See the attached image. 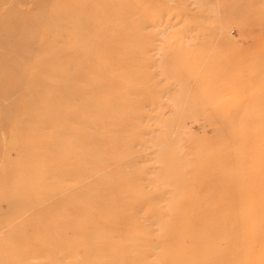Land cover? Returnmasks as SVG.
<instances>
[{"label":"rangeland","instance_id":"1","mask_svg":"<svg viewBox=\"0 0 264 264\" xmlns=\"http://www.w3.org/2000/svg\"><path fill=\"white\" fill-rule=\"evenodd\" d=\"M113 1L137 7L125 27L145 20L134 40L110 41L118 31L113 24L119 22L118 13L106 10L91 28L80 30L74 17L96 9L92 4L68 16L74 23L64 20L66 37H61L58 14L70 9L72 0H0V264H74L81 259L74 242L89 233L84 225L90 216L84 210L92 204L91 193L95 200H107L109 180L138 191L126 200L140 195L145 200L120 215L134 219L131 231L146 237L143 256L154 260L162 252L161 220L155 216L168 214L175 196L164 173L177 172L185 178L188 199L216 195L220 202L228 188L230 203L206 209H231L237 218L244 216L248 264H264V0ZM94 30L107 46L142 42L144 53L92 59L81 53L62 61L60 50L73 41L70 32L84 41ZM116 64L125 75L98 73V85L88 92L90 123L83 122L82 91L88 88L77 83L75 72L80 68L86 76L91 65L108 71ZM251 133L262 139L260 147L248 139L250 147L235 157V139ZM223 146L231 151L227 161L209 159L208 168L192 170L198 156L213 158ZM163 148L166 157H161ZM83 151L101 168L81 181L78 175L90 166L83 163ZM166 161L169 172L163 170ZM200 172L212 176L208 188L193 181L192 174L199 177ZM224 179L219 188L216 182ZM102 206L90 218L107 215L108 206ZM176 212L194 209L188 205Z\"/></svg>","mask_w":264,"mask_h":264},{"label":"bare ground","instance_id":"2","mask_svg":"<svg viewBox=\"0 0 264 264\" xmlns=\"http://www.w3.org/2000/svg\"><path fill=\"white\" fill-rule=\"evenodd\" d=\"M88 4L96 6V9L84 14H79L76 18L74 17V22L77 24V27H79L80 25V30L84 27L91 28V25L96 22L98 17H100L105 10L111 13H118V16L115 15V17L119 22L113 23L115 27L118 28V31L113 34V37L110 38V41L115 38L119 39L120 37H123L124 39H128V37H131L134 40L138 36L141 23L145 21L144 19H140L138 21H134L133 26H131L130 28L125 27L124 25L126 23L131 24L126 19L130 17V15L137 7L125 6V4L122 2L114 3L113 0L104 2H101L100 0H72V5H68L70 6V9L62 8L61 6L62 9L60 10L62 11H60L58 14V22L60 28L59 36L66 37L63 31L66 27V23L64 22V20H70V22H72V19H70V17L68 16L71 13H74L77 7L83 6L82 8H85V6H87ZM135 5H137V3ZM95 31L96 30L88 33L87 38L84 41L77 39L78 33L72 34L70 32L69 36L73 41L71 42L70 47H68L67 50L65 49V47L60 50V57L62 61L76 60L77 55H80L81 53L84 54V59L134 56L142 55L144 53H142V51L144 50L145 45L142 44V42L134 44L137 49L132 48V46H134L133 44L130 47L120 48L116 46H107L106 41L99 42L97 38L101 35L99 32ZM95 68V65H91L90 73H86V76L81 74L80 68H76L77 71L75 72L77 83L80 80L82 86H87L88 88L87 91H82L84 93L82 96V100L84 101V103H86L83 106L84 108H81V110L84 109L83 122L86 123H90V121H88L87 119H90L89 115L92 114V111L89 107L91 105V103L89 102L90 98L88 97L90 93L88 92L92 90V85L93 87L96 84L98 85L96 76L101 74V76L103 77V75H106V73L112 71L115 72V75L121 78V76H124L126 73V70H122L121 73H118L117 70L121 71V66L119 67L118 64L114 65V67L110 66V70L108 71H106L108 67L105 68L100 66L97 71ZM79 88L80 87H77V92ZM77 94L78 93H76V95ZM65 96L69 100L70 95L68 96V94H66ZM94 107L95 106H93V109ZM99 114L102 118L106 116H104L102 113ZM221 118L227 117L222 116ZM213 119L214 118L210 116L208 118V121L212 124ZM234 135H236L235 132L234 134H232V136ZM248 139L253 142V144L257 145L262 142V139L259 138L258 135H253L252 133L251 135H247V138L238 135L235 140H238L239 145L232 148L234 150L233 153H235V157L238 158L242 154V152H246L245 148L250 147L249 143L251 142H248ZM245 144L247 145L245 146ZM166 149L167 148H163V150L161 151V157H166V154L168 153ZM103 151L108 152L107 149ZM83 152V163L90 164V166H85L84 170H82L78 175V178H80L81 181L87 179V173H91L97 170V168H101V163H99L98 160L92 164L93 159L90 157V154L88 153L89 151ZM214 155L215 157L213 158L211 156L207 157L205 155H202L200 157L198 156L195 159L196 162L192 170L196 168L201 171L202 169L208 168L210 165L209 159H224L225 161H227L228 156H231V151L227 146H223V149L220 150L219 153ZM171 156L172 158L174 157L173 155ZM102 161L103 160H100V162ZM170 168L171 166H169V162L166 161V165L163 167V170L169 172ZM73 169L74 167L72 166V171L70 174L71 177L75 175ZM96 172L99 171L97 170ZM220 173L224 178L228 174L225 169L220 171ZM167 175L169 176L171 174L164 173V178L168 181H165V183H168L167 185L172 186L175 192V196H173L169 200V213L165 216H155V218L157 217L159 220H161L159 246L161 247L162 252L156 253L154 260L147 261V258L143 256L142 246L146 237H139L137 232L131 231L130 228L135 227L134 219L130 216L124 217L120 215L125 209L138 207L143 198H141L140 195L135 196L136 198L132 199L131 201L126 200V197L131 199L132 196L136 195L133 193H137L138 191H135L133 187H130V190H128L126 186H118L109 180L107 181V188L105 189V191L107 192V200L105 199L104 203L103 200H101V197L100 201L97 199L95 200V197L93 198V196H95L96 193L93 191L94 195L92 193L90 194L93 200L92 204H90V206H87V208L84 210V214L90 217L93 216V210H97V206L103 208V204H105L106 207L108 206L110 211H108L109 213L107 215H103L100 219H93L90 217L86 219L87 222L85 223L84 228L85 230L89 231V233H87V236L82 240H77L74 242L75 248L77 247V250H80L78 256H81V259H74V264H224V262H227V259L230 260V264H248V260L251 259V253H246V250L250 248L246 249V244L243 241V239L245 240V238L248 237L246 230H244V228L247 226L248 220L241 215L239 218H237L236 212L234 213V211L231 209H206L211 205L216 206L218 203H230L229 200L231 201V199L226 192L228 188H226V186L224 185L225 188H223L222 191L226 193V196L222 200H220V202H218L219 197H217L216 195H207L201 198H199V196H196L194 198L188 199L184 195V187L187 185L185 183V178L183 177V175L179 174V172H177L176 175H171L170 178L167 177ZM192 175L193 181L196 182L197 180V182L201 184L200 187L202 189H204L203 187L208 188V186H206V183L212 182L211 180H209L212 176H205L204 174H202V172H200L199 177L197 176V174ZM223 181H225V179L221 181V184L220 182H216L219 188L222 185ZM188 205H191L194 209L193 213L181 214L176 212L182 206L186 207ZM85 207L86 206H84V208ZM111 212L113 214H111ZM74 226H76L77 229L81 227V225H79L78 223H75ZM241 228L243 231L241 230ZM112 236L116 238L113 239ZM240 239H242V244L240 243L241 246H238L237 243ZM183 240L189 242L188 247L187 245H180ZM127 253L128 255L124 257L123 254Z\"/></svg>","mask_w":264,"mask_h":264}]
</instances>
